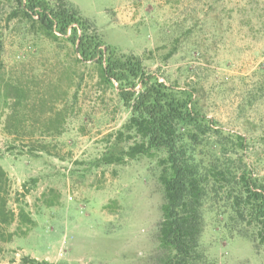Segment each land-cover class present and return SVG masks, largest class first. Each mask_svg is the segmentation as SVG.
<instances>
[{"label": "rangeland", "instance_id": "1", "mask_svg": "<svg viewBox=\"0 0 264 264\" xmlns=\"http://www.w3.org/2000/svg\"><path fill=\"white\" fill-rule=\"evenodd\" d=\"M68 1L106 44L194 90L208 117L245 136L239 153L264 183V0ZM15 9L0 0L1 194L16 213L0 220V264H160L165 152L97 164L129 110L69 41ZM228 202L205 203L198 264H264V244Z\"/></svg>", "mask_w": 264, "mask_h": 264}, {"label": "trees", "instance_id": "2", "mask_svg": "<svg viewBox=\"0 0 264 264\" xmlns=\"http://www.w3.org/2000/svg\"><path fill=\"white\" fill-rule=\"evenodd\" d=\"M14 16L39 25L52 39L69 41L78 60L98 67L104 83L114 87L130 117L115 133L97 164H125L139 155L164 151L159 180L164 190L158 240L160 264H198L204 259L200 239L208 199L225 197L234 215L253 226L256 245L264 244V183L239 153L245 136L231 134L208 117L194 90L167 84L149 71L141 57L106 44L98 28L68 0H15ZM4 43L0 39V64ZM132 140V141H131ZM127 142L126 144H123ZM6 172L0 167V220H14L1 194ZM24 222L31 221L22 208ZM33 264H43L28 258Z\"/></svg>", "mask_w": 264, "mask_h": 264}]
</instances>
